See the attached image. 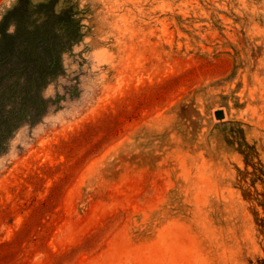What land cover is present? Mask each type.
I'll use <instances>...</instances> for the list:
<instances>
[{
	"label": "rangeland",
	"instance_id": "rangeland-1",
	"mask_svg": "<svg viewBox=\"0 0 264 264\" xmlns=\"http://www.w3.org/2000/svg\"><path fill=\"white\" fill-rule=\"evenodd\" d=\"M46 21L0 264H264V0H0V47Z\"/></svg>",
	"mask_w": 264,
	"mask_h": 264
},
{
	"label": "trees",
	"instance_id": "trees-1",
	"mask_svg": "<svg viewBox=\"0 0 264 264\" xmlns=\"http://www.w3.org/2000/svg\"><path fill=\"white\" fill-rule=\"evenodd\" d=\"M50 22L35 33L5 38L0 47V152L6 139L19 124L21 113L33 118L44 112L41 89L59 71V52L63 46ZM68 42V39H67ZM65 42V43H67Z\"/></svg>",
	"mask_w": 264,
	"mask_h": 264
},
{
	"label": "clouds",
	"instance_id": "clouds-1",
	"mask_svg": "<svg viewBox=\"0 0 264 264\" xmlns=\"http://www.w3.org/2000/svg\"><path fill=\"white\" fill-rule=\"evenodd\" d=\"M8 31H9V33H11L13 31V28L10 26Z\"/></svg>",
	"mask_w": 264,
	"mask_h": 264
}]
</instances>
